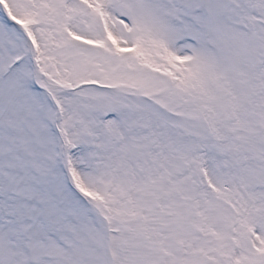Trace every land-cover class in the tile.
<instances>
[{
	"label": "snow or ice",
	"instance_id": "obj_1",
	"mask_svg": "<svg viewBox=\"0 0 264 264\" xmlns=\"http://www.w3.org/2000/svg\"><path fill=\"white\" fill-rule=\"evenodd\" d=\"M0 264H264V0H0Z\"/></svg>",
	"mask_w": 264,
	"mask_h": 264
}]
</instances>
